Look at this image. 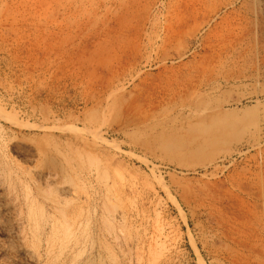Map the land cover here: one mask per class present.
<instances>
[{
    "label": "rangeland",
    "instance_id": "1",
    "mask_svg": "<svg viewBox=\"0 0 264 264\" xmlns=\"http://www.w3.org/2000/svg\"><path fill=\"white\" fill-rule=\"evenodd\" d=\"M0 264H264V0H0Z\"/></svg>",
    "mask_w": 264,
    "mask_h": 264
},
{
    "label": "bare ground",
    "instance_id": "2",
    "mask_svg": "<svg viewBox=\"0 0 264 264\" xmlns=\"http://www.w3.org/2000/svg\"><path fill=\"white\" fill-rule=\"evenodd\" d=\"M209 19V18H208ZM195 73H197L196 75H190V76H188V77H186V79L183 81V82H180L179 83V90L178 91H175V92H171V99H175V98H179V99H182V97L183 96H186L187 95V93H190V92H192V90L194 89V90H196V89H200L201 87H203L206 83H205V81H204V79L203 78H196V79H192L193 77H196V76H198V71L197 72H195ZM178 85V84H177ZM108 86V85H107ZM116 86L117 85H115L114 83H109V87H112V88H116ZM173 87V86H172ZM169 91H170V89H169ZM159 92H160V90H159ZM161 93V92H160ZM166 93H168V92H166ZM156 95V94H155ZM169 94H167L166 96H168ZM161 98V97H160ZM166 99V98H165ZM178 99V100H179ZM167 100V99H166ZM168 101H169V99H168ZM173 101H175V100H173ZM183 101V100H182ZM153 102V101H152ZM167 102V101H166ZM176 102V101H175ZM164 103V102H163ZM177 103V102H176ZM165 104V103H164ZM169 104H171L170 102H169ZM173 104H175V103H173ZM134 105V104H133ZM130 106V105H129ZM128 106V107H129ZM150 106H151V104H150ZM162 106V105H161ZM136 107V106H135ZM135 107H133V109L132 110H136V109H134ZM147 107H148V103H147ZM138 108H139V106H138ZM138 108H137V110H138ZM152 108V107H151ZM150 108V109H151ZM127 109H129V108H127ZM127 109H126V111H127ZM194 110H196V111H194V113H196L197 112V110H198V108H195ZM152 111V110H151ZM154 111V110H153ZM192 111L193 110H191V108H189V110H188V114L189 115H191V113H192ZM129 112V111H128ZM127 112V113H128ZM149 114V113H148ZM154 114V113H153ZM180 115V114H179ZM179 115H178V117H179ZM148 116V115H147ZM140 117V116H139ZM142 117V116H141ZM145 117V116H144ZM149 117V116H148ZM214 125V124H213Z\"/></svg>",
    "mask_w": 264,
    "mask_h": 264
}]
</instances>
